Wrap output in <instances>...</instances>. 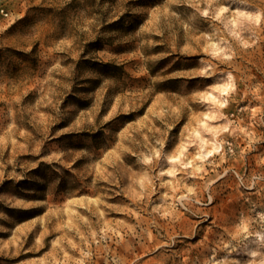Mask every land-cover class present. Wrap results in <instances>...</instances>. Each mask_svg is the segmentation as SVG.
<instances>
[{
    "label": "rangeland",
    "instance_id": "obj_1",
    "mask_svg": "<svg viewBox=\"0 0 264 264\" xmlns=\"http://www.w3.org/2000/svg\"><path fill=\"white\" fill-rule=\"evenodd\" d=\"M0 264H264V0H0Z\"/></svg>",
    "mask_w": 264,
    "mask_h": 264
},
{
    "label": "bare ground",
    "instance_id": "obj_2",
    "mask_svg": "<svg viewBox=\"0 0 264 264\" xmlns=\"http://www.w3.org/2000/svg\"><path fill=\"white\" fill-rule=\"evenodd\" d=\"M216 147H218V146H216ZM212 150V149H211ZM211 150H209V151H211Z\"/></svg>",
    "mask_w": 264,
    "mask_h": 264
}]
</instances>
